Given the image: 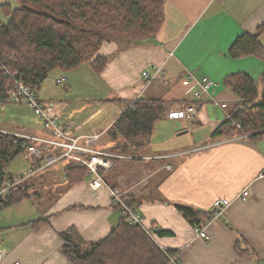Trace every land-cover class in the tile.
Listing matches in <instances>:
<instances>
[{"label":"crops","instance_id":"1","mask_svg":"<svg viewBox=\"0 0 264 264\" xmlns=\"http://www.w3.org/2000/svg\"><path fill=\"white\" fill-rule=\"evenodd\" d=\"M162 12L155 35L126 47L105 42L99 67L87 62L71 70L54 69L41 85L63 91L48 97L36 90L37 96L80 146L134 157L116 160L102 179L108 188L128 192L145 229L156 232L152 237L142 229L144 233L170 253L167 264H264V132L232 138L226 130L214 134L240 102L225 86L228 78L245 76L262 88L264 57L232 58L230 49L239 38L257 36L264 50V0H164ZM157 69L161 74L144 88L142 72ZM79 72L101 82V96L95 93L91 99L92 92H76ZM203 77L214 86L196 98ZM56 95L64 101L53 100ZM137 97L161 105L160 118L138 153L112 151L116 144L108 130ZM74 99L88 103L89 111L80 114L85 109L71 106ZM91 100L99 104L94 110ZM189 106L195 107L194 117H169ZM5 108L10 115L3 113ZM0 110V132L48 137L28 105L5 104ZM106 110L111 112L98 120ZM51 156L58 155L46 158ZM67 162L60 159L32 177L25 184L29 196L0 211V251L5 254L0 264H72L62 252L63 233L74 230V241L96 243L124 219L108 189L90 188L88 172L80 182L66 180ZM27 167L23 156L16 159L6 167L8 178ZM216 200L231 204L214 215ZM178 207L206 221L192 225ZM204 227L206 240L194 232Z\"/></svg>","mask_w":264,"mask_h":264},{"label":"trees","instance_id":"2","mask_svg":"<svg viewBox=\"0 0 264 264\" xmlns=\"http://www.w3.org/2000/svg\"><path fill=\"white\" fill-rule=\"evenodd\" d=\"M21 1L24 6L19 8L11 9L7 5L6 19L0 21V59L11 70L19 72L34 90L40 88L54 69L71 70L87 62L99 67L103 63L99 51L105 42H124L123 47L135 45L155 35L163 23L164 0ZM38 8L46 13L37 11ZM247 55L264 57L257 36L239 38L230 49L232 58ZM225 86L240 102L230 119L214 134L226 130L232 138L263 133L264 76L261 89L245 76L230 77ZM10 90L9 79L0 69V106L14 104L10 101ZM160 113L158 103L138 99L108 130V137L116 144L108 149L120 154L138 153L148 142ZM235 123L240 125L239 129L233 126ZM31 146L30 140L0 132V186L11 179L6 167L18 157L24 158ZM48 153L59 155L62 151L50 149ZM68 164L65 179L70 183L87 177L83 165L73 161ZM28 196L24 184L16 194L0 200V211L21 203ZM178 210L192 225L206 221L187 208L178 207ZM157 233L165 234L162 231ZM62 236V252L72 264H167L170 254L160 250L142 229L129 225L125 219L107 238L96 243L83 245L74 241V230Z\"/></svg>","mask_w":264,"mask_h":264},{"label":"built area","instance_id":"3","mask_svg":"<svg viewBox=\"0 0 264 264\" xmlns=\"http://www.w3.org/2000/svg\"><path fill=\"white\" fill-rule=\"evenodd\" d=\"M0 69L5 77L9 79V85L11 87L9 97L11 103L28 105L34 115L38 118L42 128L48 132L47 138L31 137L17 133L14 134L32 142L29 153L24 156V158L29 161L28 167L21 175L4 181L0 186V200H4L7 197L16 194L19 188L23 187V185L32 177L47 169L58 160L66 159L67 161H73L76 164L83 165L88 172L90 188L94 191L101 188L108 189L112 204L117 205L120 208L122 217L126 222L131 226H137L143 229L148 236L152 237L153 233L156 232L145 229L141 213L129 203L130 199L128 192L118 188H108L102 179V173L111 169L116 160H132L134 157L114 154L105 150H91L80 146L78 143L79 139L72 138L65 133V130L59 123L52 107L38 98L36 90L26 84L19 72L13 71L4 65L1 59ZM159 74H161V69H157L154 74H150L148 71H143L141 77L144 81V88H146ZM213 86L214 83L210 79L203 77L198 82V90L194 92V96L196 98H201L202 94L209 92ZM138 99H140V97H137L133 103ZM194 115L195 107L189 106L185 110L172 112L169 117L171 119H187L194 117ZM233 126L236 129L240 128L238 123L233 124ZM50 149H59L62 153L58 156L46 158L44 155L47 154ZM242 195L248 196V192L244 191ZM230 204L231 203L228 200L214 201V215L222 214ZM194 232L196 237L203 240L208 239L206 227L202 229L196 228L194 229ZM4 255L5 254L0 251V263L3 260Z\"/></svg>","mask_w":264,"mask_h":264},{"label":"rangeland","instance_id":"4","mask_svg":"<svg viewBox=\"0 0 264 264\" xmlns=\"http://www.w3.org/2000/svg\"><path fill=\"white\" fill-rule=\"evenodd\" d=\"M3 5H6L5 7L3 6ZM7 5L8 6H10L11 7V9H13V8H19V7H21V6H24V4L22 3V1L21 0H0V21H4L5 19H6V17H5V15H4V12H5V9L7 8ZM37 11H39V12H45L46 13V11L44 10V9H40V8H38V9H36ZM111 43V42H110ZM119 44H124V42H122V43H119ZM56 70V69H55ZM53 73H55V71L53 70V71H51L50 73H49V75H52ZM82 74H84L83 72H79L78 73V75L80 76L78 79H79V82H77L76 83V85H79V88L77 89V91L76 92H84V93H91L92 92V95H90L89 97L91 98V99H93L94 97H95V93H96V96L98 97V96H101L102 94L99 92V90H100V87H101V82H97V78H94L95 76H93L92 75V78L91 77H85L86 75L84 74V75H82ZM83 80V81H82ZM70 81L72 82V79H70ZM38 91V94L40 95V96H48V97H50V96H52L53 95V93H55V92H59L60 93V91H63V88H56V87H53L52 89L50 88H47V87H45V86H40V88L37 90ZM98 93V94H97ZM61 94V93H60ZM57 96V95H56ZM59 96H57V97H54V98H52L53 100H57V101H59V100H61V101H64V98L63 97H61V98H59V99H56V98H58ZM80 104V106H74V104ZM70 104H71V106H73V107H75V108H77V109H80L81 107H84V111H82L80 114H82V113H86L87 111H89V108H86L87 107V105H88V103H86V102H80V101H78V100H76V99H74V100H72L71 102H70ZM95 105H99V104H97V103H95V102H92V100H91V102H90V109L91 110H94V108H92V107H94ZM1 111V110H0ZM3 111V113H5L6 115H10L9 113V109H7V108H5L4 110H2ZM111 112V110H106L103 114H101L100 115V117L98 118V120H102V119H104L105 118V116H107L109 113ZM26 115H27V117L28 118H30L31 117V115H30V113H29V110L28 109H26ZM81 116V115H80ZM18 158H20V157H18ZM17 158V159H18ZM7 171H8V169H7Z\"/></svg>","mask_w":264,"mask_h":264}]
</instances>
